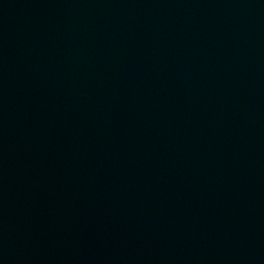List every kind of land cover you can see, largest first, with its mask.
Segmentation results:
<instances>
[{
  "label": "water",
  "instance_id": "1",
  "mask_svg": "<svg viewBox=\"0 0 264 264\" xmlns=\"http://www.w3.org/2000/svg\"><path fill=\"white\" fill-rule=\"evenodd\" d=\"M0 264H264V0H0Z\"/></svg>",
  "mask_w": 264,
  "mask_h": 264
}]
</instances>
